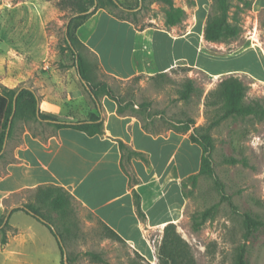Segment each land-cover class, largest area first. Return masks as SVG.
Masks as SVG:
<instances>
[{
  "label": "rangeland",
  "instance_id": "1",
  "mask_svg": "<svg viewBox=\"0 0 264 264\" xmlns=\"http://www.w3.org/2000/svg\"><path fill=\"white\" fill-rule=\"evenodd\" d=\"M171 1L175 10L184 13L171 11L165 0H117L118 6L106 9L138 27L182 35L193 24L198 0ZM227 3L230 17L241 29L240 35L224 43L206 44L204 49L210 53L232 54L244 50L252 42H258L264 48V11L255 15L253 0H227ZM206 9L208 16L215 15L218 12L216 1L206 0ZM75 15L72 0H0L2 86L29 88L36 92L47 90L52 97L63 93L73 102L70 110L78 98H81L78 103L81 108H95L65 42L68 23ZM79 51L92 65L97 81L108 82L124 102L133 99L138 106H149L150 110L144 111V115L146 112L164 113L168 118L175 116L177 121L187 123L191 120L199 130L198 136H210L211 141L203 138L202 143L210 148L207 155L212 158L226 196L222 195L213 178L200 176L196 183L187 187L185 217L173 230L189 245L195 264H236L243 250L247 264H264V226L248 235L244 217L249 213L264 221V115L221 119L224 102L216 94L208 98L206 95L211 90L215 92L219 82H213L200 71L177 69L166 79L141 77L120 83L101 71L96 57L88 49L79 46ZM239 78L249 87L246 103H257L264 110V85L247 76ZM190 79L195 83V91L190 100L182 101L181 92ZM7 106L8 99L0 89V133ZM129 113L135 111L129 110ZM163 119L158 120L161 127L165 126ZM26 130L46 135L54 128L36 121H18L12 140L7 142L5 158L0 161L1 173L13 160L14 148ZM231 160L238 163L231 164ZM34 200V193L24 192L15 201L22 211V206ZM41 211L48 218L47 223L64 237L60 238L67 264H153L138 256L124 241L113 237L107 227L74 200L64 218L48 207H42ZM7 213L0 211V217L6 218ZM21 216L28 221L34 218L25 212ZM200 222L203 224L198 227ZM36 223L41 232L36 247L61 254L59 240L47 226ZM164 236L165 230L162 234H152L157 256L154 264H160ZM3 250L0 242V264H5ZM92 253L98 254L104 262L95 259ZM53 260L55 257L49 264H53Z\"/></svg>",
  "mask_w": 264,
  "mask_h": 264
},
{
  "label": "crops",
  "instance_id": "2",
  "mask_svg": "<svg viewBox=\"0 0 264 264\" xmlns=\"http://www.w3.org/2000/svg\"><path fill=\"white\" fill-rule=\"evenodd\" d=\"M252 10L255 15L264 11V0H253ZM207 17L206 0H198L193 24L182 35H174L163 29H142L100 9L77 30V36L96 57L101 71L120 83L138 77L166 79L181 67L200 71L219 84L226 77L247 76L264 85L263 46L252 42L232 54L206 51V44H215L204 37ZM242 62L245 64L240 67ZM34 93L39 114L74 123L100 115L104 130L102 135L89 136L45 122L54 131L44 135L26 130L4 173L0 163V211L11 212V231L2 252L5 264H49L54 257L53 264H62V255L56 250L36 247L39 221H28L21 216L24 212H14L21 206L15 200L24 192L45 187L67 191L133 252L154 264L157 256L152 234H162L167 226L184 219L186 189L201 171L204 153L192 140L195 125L164 113L146 112L144 118L129 113L139 108L133 99L123 100L124 106L132 102L133 109L120 114L116 100L107 96L100 98L97 109L81 108L78 98L70 110L73 102L63 93L55 97L47 90ZM161 118L164 127L158 123ZM137 195L142 214L136 205Z\"/></svg>",
  "mask_w": 264,
  "mask_h": 264
},
{
  "label": "trees",
  "instance_id": "3",
  "mask_svg": "<svg viewBox=\"0 0 264 264\" xmlns=\"http://www.w3.org/2000/svg\"><path fill=\"white\" fill-rule=\"evenodd\" d=\"M171 11L176 13L183 14L184 12L175 10L173 2L171 0H165ZM216 7L218 12L213 16H208L204 37L207 42L210 43H224L229 39L236 38L240 35L241 29L235 24V20L230 17L229 9L230 6L227 3V0H215ZM108 6H118L114 0H72V8L75 10L76 14L79 16L74 17L69 26L68 32L65 39L68 50L72 53L76 60L74 67L77 68L79 77L82 81L86 82L85 88L88 92L91 100L94 103L96 109L100 104V98L107 96L109 98L115 99L119 108L118 112L123 114L127 109L132 107L133 103L129 102L127 105H123V99L118 96L115 91L112 89L108 82L97 81V78L93 74L92 65L88 60L82 55L79 51V46L87 47L80 41L77 36V30L85 24L93 15L97 13L100 9H106ZM123 19V18H120ZM126 20V19H123ZM174 24V22H173ZM144 29V28H142ZM186 71H192V68H181ZM177 70V69H175ZM175 70H172L174 72ZM163 74H161L162 76ZM138 77L136 79H140ZM153 79V78H151ZM194 81L188 80L185 85L184 90L181 92L180 99L182 101L190 100L192 94L195 91ZM0 89H2L3 95L8 99V106L5 112L4 123L2 126V131L0 133V154L4 149V144L7 137V131L9 129L10 120L13 116L11 122V127L8 135V140L12 139L15 131V127L18 121H36L38 123H45L49 126H53L56 129L62 128H72L74 130L84 132L89 136H96L103 134V122L101 121L100 115H92L87 121H78V122H65L58 119L49 117L44 114H39L38 116V98L34 91L23 89L19 92L20 89H9L2 86L0 81ZM249 87L239 78L235 76H230L224 78L219 84L218 89L215 92H211L209 96L214 94L224 102L223 110L224 113L221 119H227L229 117H244V116H263L264 110L260 106L255 104L246 103L247 92ZM19 92V94H18ZM18 94V95H17ZM149 106H139L138 110H135L137 115L143 114ZM194 125V122H192ZM188 126V125H187ZM189 127V126H188ZM198 129L196 128L192 134V140L194 143L200 144L203 148V158L201 163V171L198 175L191 178L192 183H196L200 176H209L215 180V183L222 193L223 196H226L224 193L223 185L218 179L215 169L213 167V161L210 155H207L209 149L206 145H203V138H206L208 141H211L210 136L205 134V136H198ZM5 158L4 153L0 156V161ZM231 164H237V160H231ZM35 200L31 203H26L25 208L22 210L25 213L33 216L39 222L41 220L38 217H42L48 221V218L42 213V207H48L49 209L57 212L61 217H65L68 214V210L71 208L73 198L72 196L62 188L58 187H45L38 188L35 192ZM136 205L140 214V198L137 195ZM21 209H16L14 212L20 211ZM245 225L247 228V234L250 235L253 232L259 230L264 226V221L259 218H254L249 213L244 214ZM5 216L0 217V236L1 244L6 245L8 242L7 238V228L9 227V222L4 224ZM204 222V221H203ZM203 222L197 224L200 227ZM43 225L47 226L52 234L57 238L61 237L64 239L62 234H58L54 231L48 224L41 222ZM176 225L171 224L165 229V236L163 243L160 248L159 260L160 264H195L194 258L190 251V247L182 239L174 234L173 230ZM109 233L121 240L122 238L114 232L112 229L107 228ZM61 255H62V264H66L65 250L63 244L59 242ZM95 259L100 262L104 260L98 254H91ZM138 256H140L137 253ZM144 259L142 256H140ZM70 262V259H69ZM236 264H247L245 259L244 250L240 253Z\"/></svg>",
  "mask_w": 264,
  "mask_h": 264
},
{
  "label": "water",
  "instance_id": "4",
  "mask_svg": "<svg viewBox=\"0 0 264 264\" xmlns=\"http://www.w3.org/2000/svg\"><path fill=\"white\" fill-rule=\"evenodd\" d=\"M114 1L118 4L117 0H114ZM77 16H79V14L75 15L74 17H77ZM74 17H73V18H74ZM73 18L70 19V21H69V23H68V26H69V24H70V22H71V20H72ZM68 26H67V31H68ZM83 83L86 85V82H85V81H83ZM23 89H24V88L20 89L19 92H20L21 90H23ZM27 89H28V90H31V89H29V88H27ZM19 92H18V94H19ZM18 94H17V95H18ZM38 116H39V106H38ZM12 120H13V116H12V118H11V120H10L9 129H8V131H7V137H6V141H5V144H4V149H3V151L1 152L0 156L4 153L5 148H6V146H7L8 135H9V131H10V127H11V122H12ZM22 208H25V207L22 206ZM10 215H11V212L8 213L7 217L5 218L4 224H3V226H2L1 228H3V227L5 226V224L8 222V220H9V216H10ZM38 219L41 220V222H43V223H45V224H48V225H49V226L55 231L54 227H53L52 225H50L49 223H47L46 220H44V219L41 218V217H38ZM58 240H59V242L62 244V240H61V238H59ZM66 264H67V263H66Z\"/></svg>",
  "mask_w": 264,
  "mask_h": 264
}]
</instances>
